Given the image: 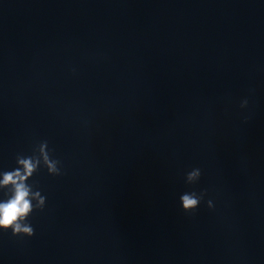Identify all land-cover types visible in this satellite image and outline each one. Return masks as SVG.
<instances>
[{"label": "water", "instance_id": "water-1", "mask_svg": "<svg viewBox=\"0 0 264 264\" xmlns=\"http://www.w3.org/2000/svg\"><path fill=\"white\" fill-rule=\"evenodd\" d=\"M42 140L0 264H264V0H0V172Z\"/></svg>", "mask_w": 264, "mask_h": 264}, {"label": "clouds", "instance_id": "clouds-1", "mask_svg": "<svg viewBox=\"0 0 264 264\" xmlns=\"http://www.w3.org/2000/svg\"><path fill=\"white\" fill-rule=\"evenodd\" d=\"M248 100L244 99L240 107L246 108ZM247 119V118H246ZM17 167L12 171L0 172V190L5 198L0 200V231L11 232L13 237L31 238L35 235L29 218L34 212H43L46 197L38 190V186L30 184L29 180L41 167L46 168L51 176L65 175L62 161L54 156V149L49 148L48 141L37 143L31 155L17 154ZM202 175L200 168H193L185 173V183L195 185ZM207 190L199 192L186 191L179 196L181 209L184 213L195 214L200 204L205 202ZM209 209L215 205L211 199L206 201Z\"/></svg>", "mask_w": 264, "mask_h": 264}]
</instances>
